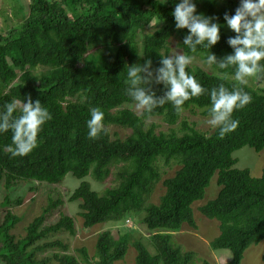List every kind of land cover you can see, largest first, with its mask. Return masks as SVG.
<instances>
[{
	"label": "trees",
	"instance_id": "obj_1",
	"mask_svg": "<svg viewBox=\"0 0 264 264\" xmlns=\"http://www.w3.org/2000/svg\"><path fill=\"white\" fill-rule=\"evenodd\" d=\"M14 1L21 21L0 31V112L7 103L27 102L30 96L33 102L40 100L52 119L38 133L37 147L23 157L7 151L11 130L0 132V181L7 189L23 181L59 185L72 173L82 179L69 201H81L83 231L131 217L139 218L145 232L126 231L115 238L108 228L98 233L93 256L86 246L71 253L68 242L48 240L51 233L78 232L76 217L64 211L57 221L47 222L50 211L65 204V196L58 193L28 224L24 236L15 233L23 215L10 209L0 212V264H118L130 245L137 250L136 264H193L195 253L173 240L184 227L198 229L194 204L205 197L214 176L218 195L198 208L219 222L210 247L231 250L226 264H241L245 251L264 240V169L254 177L248 168L236 167L233 154L246 146L264 149V73L242 86L251 103L233 112L238 127L223 139L219 129L201 131L183 117L187 109L209 117L210 90L221 83L231 90L235 83L234 68L209 67L203 61L211 53L217 59L233 54L227 41L235 33L224 14L234 15L241 0H193L197 14L220 25L221 37L211 49L198 46L196 52L183 44L188 29L175 27L173 10L180 0H30L27 10L21 0ZM160 54L192 57L186 71L206 92L186 101L179 114L171 103L137 113L126 106L134 104L125 92L128 68L149 59L153 69L160 67ZM152 87L157 96L164 94L162 84ZM94 107L104 113L109 131L91 140L86 122ZM13 115L19 116V109ZM153 117L169 125L180 123L181 132L160 130L156 122L149 125ZM112 125L130 133L118 137L111 133ZM161 161L179 169L164 178V192L154 202L163 179ZM113 166L116 185L99 191L85 179L104 181ZM22 202L23 197L13 201L6 196L1 205Z\"/></svg>",
	"mask_w": 264,
	"mask_h": 264
},
{
	"label": "clouds",
	"instance_id": "obj_2",
	"mask_svg": "<svg viewBox=\"0 0 264 264\" xmlns=\"http://www.w3.org/2000/svg\"><path fill=\"white\" fill-rule=\"evenodd\" d=\"M168 0H161L166 4ZM175 27L188 29L183 44L192 52L197 47L211 49L220 40V25L212 22V17L197 14L196 4L193 0H180L173 10ZM224 20L235 33L228 38V44L234 49L233 54H227L222 59L210 54L203 61L211 67L216 65L219 69H235L232 89L223 83L210 90L211 107L208 109V125L219 129V138L238 127V121L232 118L237 109H243L251 103L252 97L244 91V85L249 78L264 73V0H241L234 15L224 14ZM162 66L152 68L149 59L142 65L132 64L127 71L125 83L126 95L134 102L139 113H151L155 108L171 103L177 114L183 111V105L193 97H199L206 92L186 68L192 63V57L183 54H160ZM227 78V77H225ZM163 85L164 94L157 96L153 85ZM0 112V132H12V146L7 151L11 157H23L37 147V137L42 126L52 119L50 112L42 107L39 99L35 102L31 97L27 102L12 101L4 106ZM19 109L20 115L14 116ZM104 113L99 108L90 109V119L87 120L88 138L96 140L101 133L107 134Z\"/></svg>",
	"mask_w": 264,
	"mask_h": 264
},
{
	"label": "rangeland",
	"instance_id": "obj_3",
	"mask_svg": "<svg viewBox=\"0 0 264 264\" xmlns=\"http://www.w3.org/2000/svg\"><path fill=\"white\" fill-rule=\"evenodd\" d=\"M29 1L30 0H21L20 2L24 5L25 10H27V4H29ZM17 5L18 3L14 0H0V31L7 30L21 21V14L15 16L14 13V8H16ZM126 106L139 113L134 104H126ZM183 117L191 124H195V127L201 131L213 130V128L207 123L209 117L202 115L200 111L194 114L193 111L187 109L185 110ZM152 122L158 123L160 125L158 129L160 130L169 131L171 128H175L177 131L181 132L180 123L176 125H169L166 124L163 119L156 117L147 121L149 125ZM110 131L113 134L117 133V136L121 138H125L130 133L129 129L115 125L110 126ZM233 155L237 159V168H248L254 177L261 176L264 169V149L257 152L254 148L246 146L235 151ZM160 164V168L163 172V179L157 185V188L152 196V200L154 202H159V197L164 192V178L174 175L177 169H179V165L177 164L168 166L165 165L163 161H161ZM116 168L117 166L112 167V174H110V176L104 181H96L91 176H88L85 179L92 183L95 190L103 191L104 188L118 183V181L115 180ZM81 181L82 179L75 177L72 173H69L59 185L45 183L39 184L37 181H23L7 189L4 182L0 181V212L5 213L6 210L10 209L18 215H23L22 220L15 226V233L17 236H24L26 234L25 228L28 224L36 216L40 215L42 211L51 204V201L58 198V193H61L65 196V204L50 211L47 222L57 221L61 212L64 211L67 214L76 217L78 232L75 236H72L69 233H51L48 240L53 241L55 239H62L63 241L68 242L70 245L69 252L71 253H74L77 248L86 246L91 256L95 253L98 233L102 230H106L108 228L111 229L115 238H118L120 234L125 233L126 231H134L135 235H140V232H145L139 218L131 217L121 223L106 222L104 224L96 225L89 232L83 231V218L79 216V202L81 201H69V195L81 184ZM219 189L220 186L217 183V176H214L206 190L205 197L194 204L195 219L198 223V229H193L187 226L184 227L181 232L176 233L177 236H174L173 243L175 245H180L184 251H193L195 253L193 264H201L205 260L213 264H226L231 259V250H213L210 247V242L219 234V222L217 219H210L201 214L198 208L203 203L214 199L218 195ZM6 196H9L13 201L23 197V202L21 204L10 203L8 207H3L1 203ZM145 234H147V231ZM145 241L148 242V239ZM263 254L264 240L258 244H253L245 251L241 264H264ZM136 256L137 250L133 245H130L125 258L117 261V263L136 264Z\"/></svg>",
	"mask_w": 264,
	"mask_h": 264
}]
</instances>
